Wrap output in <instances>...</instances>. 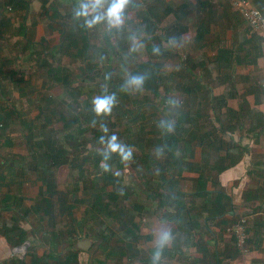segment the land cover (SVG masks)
Wrapping results in <instances>:
<instances>
[{
    "label": "rangeland",
    "instance_id": "374dc122",
    "mask_svg": "<svg viewBox=\"0 0 264 264\" xmlns=\"http://www.w3.org/2000/svg\"><path fill=\"white\" fill-rule=\"evenodd\" d=\"M8 1L0 0V109L3 114H10L5 122L0 121V199L4 192L17 189L25 208L35 204L42 210L40 208V213L31 212L26 215L15 209L16 205L7 211L5 203L2 204L4 210L0 211V223L10 222L14 216L19 221V226L27 232L29 246L21 250L19 246L9 245L1 236L0 264H31L34 257H42L50 249L66 252L70 245L77 246L82 239H89L92 245L87 251L79 249L80 264H116L117 258L108 257V252L115 251L118 254L124 247L118 220L104 215L95 217L97 215L90 213L88 222L82 224L86 209L90 206L88 202H80L81 199L88 200L92 194L101 191L99 188L104 189L103 192L107 194L113 190L111 186H104L102 171L95 167V154L108 150L107 140L105 143L99 142L95 134L104 127L107 128V132L103 131L104 134H114L117 142L126 151H130L133 158L123 163L122 168L112 169V175L119 178L122 190L132 188L127 190L131 191L130 194H121L117 202H111V208H125L134 212L133 221L139 225L137 232L140 237V258L130 261L128 257H124V264H143L140 260L152 256V250L174 247L175 239L180 240L179 251L183 255L193 254L195 248L192 243L195 239L192 233L185 236L180 234V229L173 233L178 225L173 220V208H162L159 197H152L146 183L152 176L158 181L160 169L144 168L137 159L141 154L140 148L127 147L126 143L139 133L146 145L150 139L159 138L167 128L172 129L180 110H184L188 104L184 86L206 85L209 92L220 93L224 88L220 85L221 78L216 71L211 70L217 49L233 44L231 33L229 35L222 27L237 26L238 30L246 33L250 31L246 23L231 9L230 13L225 14V22L212 24V35L214 38L219 36V42L214 39L212 46V39L209 37L204 48L199 49L194 36L202 23L198 20L204 19L203 14L192 16V20L182 21V25H186L188 30L182 39L177 35L180 24L177 26L173 16L166 18L156 34L162 38L172 34L177 42H161L163 53L158 61L161 77L157 94L146 88L128 85L131 94L128 103L122 104L123 100L119 96H123L125 91H120L110 113L102 114L101 119L96 122L86 123L82 127L84 132L80 139L68 140L67 133L77 134L81 127L76 125L74 131H67L63 122L58 120V114L66 115L68 119L73 118L82 112L79 101L90 99L93 104L97 97L113 95L106 87L109 84L106 81L112 79L113 72L119 75H116L117 81L125 84L137 68L136 65L147 61V44L143 39L150 36L142 32L139 35L141 38L136 36V28L150 5L146 0H129L122 13V22L113 26L106 16L112 0H102L95 9L93 0H48L45 6L42 5V0H17L14 7ZM175 2L180 4V0ZM82 5H88L86 20L79 18L82 15H77L81 12ZM70 15L78 19L77 22L84 21L87 26L91 46L86 59L83 53L78 54L79 45L73 47L70 45L71 39L67 37L68 28L74 26V21L69 22ZM95 17H99V20L93 23ZM62 23H66L63 27L64 35L60 32ZM173 26L177 27L172 28ZM22 28H25V36L19 34ZM114 29L120 31L111 35L110 32ZM74 35L80 36L79 31L74 32ZM76 37L72 38L78 40ZM253 41V44L259 45L255 38ZM122 46L126 47V51ZM164 54L169 56L163 58ZM188 57L194 61L187 62L189 67L186 69L183 61ZM254 65L238 64L235 68L234 83L242 96L250 83L255 84L257 79L264 81L260 69ZM53 76L65 77L67 83L56 82ZM77 93L81 97L75 102ZM49 109L57 114H51ZM42 110L45 117L41 116ZM209 110L205 109L204 112L208 113ZM214 123L215 120L207 114L201 120V127L213 132L216 127ZM49 138L61 142L68 152L69 163L57 166L45 153L43 146H35ZM236 138H239L238 134ZM30 145H33L36 154L32 153ZM148 152L158 157L160 163L166 158L171 162L169 157L155 147ZM177 155L180 158V150ZM42 164L46 165L45 169H41ZM104 165L101 162L100 167ZM42 172L45 176H51L54 189L51 190L41 176L37 177ZM177 188L180 190V178ZM44 198H48L51 203L48 210H45ZM106 202L110 201L106 199ZM133 205L143 209L132 211ZM92 216L95 220L90 219ZM59 230L64 231L67 236L71 231L75 234L70 235L71 240L61 239L58 243L53 234ZM165 233L167 238L161 243V237ZM177 260L178 258H165L162 264H180Z\"/></svg>",
    "mask_w": 264,
    "mask_h": 264
},
{
    "label": "trees",
    "instance_id": "16d2710c",
    "mask_svg": "<svg viewBox=\"0 0 264 264\" xmlns=\"http://www.w3.org/2000/svg\"><path fill=\"white\" fill-rule=\"evenodd\" d=\"M154 4L148 7V11L146 12L145 16L139 21L137 24L136 30L138 32L136 33V36H139L140 33L147 34L148 38H144L143 42L147 44L146 46V54H147V61L142 62L141 64H137V68L133 70V72L130 74L131 77H143V84L140 86L141 88H146L151 90L154 94H157V90H159V81L161 74L160 72V66L158 65V61H160L163 53V46L161 45L162 41L169 42V44H173L177 42V39L172 34H169V36L161 37L156 34V30L159 29L161 23L168 17L173 16L178 23L177 26L180 24V20L188 18V15L185 13V7H180V4H176L175 0H153ZM8 3L12 5L13 7L17 5V0H9ZM148 3V2H147ZM48 0H42V5H47ZM55 6V5H54ZM26 8H28L27 5H25ZM258 8V7H257ZM56 9V6H55ZM259 9V8H258ZM260 10V9H259ZM82 11V10H80ZM261 11V10H260ZM181 13V17H180ZM237 14L236 12H234ZM263 14V13H262ZM86 15L79 16V18L83 17L84 20ZM237 16H239L237 14ZM235 18H237L235 16ZM241 19V17H240ZM66 21V19L64 18ZM78 19L73 18V15H70V21H74L72 25L70 26V29L68 28L67 37L71 39L70 45H73V47H76L79 45V52L78 54H82L88 57L89 49L91 46L89 34L86 29V24L84 21L82 23L77 22ZM242 22H244L241 19ZM66 25V23H62L61 28V34L64 35V29L63 27ZM177 26H173L172 28H176ZM68 27V26H67ZM22 31L19 32V34L26 35L25 28L21 29ZM186 30L185 27L180 28L178 36H180V32L183 33ZM250 30V29H249ZM79 31L80 36L76 37L74 35V32L76 33ZM120 30L114 29L110 34L117 33ZM82 32V33H81ZM251 31H247L244 34H250ZM208 29L205 26L204 23H201L197 27V34L195 38V44H197L199 49L204 48L205 43L207 42V36H208ZM252 33V32H251ZM252 37L256 36L255 34H251ZM76 37L78 40L73 39L72 37ZM140 38L142 36H139ZM234 40L235 45L230 47H224L221 46L217 49L216 54V60L213 64V68L211 72L214 70L219 74V78H221L220 85L226 86L224 92L218 96L214 95L212 91H208L207 86H203L200 84H197L195 86L186 85L183 87V90L186 92L188 96V104L185 106L186 110H180L179 114L177 115L176 122L174 124V127L169 131V128H167L159 138H156L155 140L150 139L146 145L143 144L142 139L138 134L133 135L131 138V141H128L126 143L127 147H133V148H140L141 154L140 157L137 156L138 161L146 168L147 170H150V168H159L161 174H158V181L154 180V177H150L147 180L148 188L152 192V197L157 198L159 197V205H162L163 207L167 208H173L174 210V219L177 222V229L174 230V234L177 233V230L180 229V234L183 233L185 236L190 235L191 231L190 228H187L183 224L182 218L184 217L183 211L188 208L187 203L184 201V194L180 192V190L177 188L179 178H180V169L183 167L185 169L186 165H192V163H188V161L185 160V158H188V154L190 155L192 153V150L189 151L188 147H191V141L196 138L197 133L200 131L201 135L197 136L196 139H199V142L201 145L207 144V146H211L213 144V140L220 142L221 140L218 139V134L221 132V134L226 133L228 130H232L235 125L233 123H236L237 125H244L246 119H244V112L246 111V102L241 101L239 105V110L241 114L234 110H230L227 107V101L228 99H245V96H242L239 94L237 87L235 86L234 80V72L236 66L242 65V64H252L255 62V56L249 52L246 56H242L240 54V51L245 49V46L250 44L253 41V38H251L250 41H247L245 38L241 40L240 37H238L237 33L234 32ZM257 37V36H256ZM179 38V37H177ZM31 42H28L30 44ZM246 44V45H245ZM213 46V44H211ZM124 50L126 49L125 46H122ZM126 51V50H125ZM118 54V53H117ZM167 54H164L163 58H166ZM247 56H253V58L249 59ZM105 57V56H104ZM103 57V58H104ZM255 57V58H254ZM156 59V60H155ZM155 60L154 62H152ZM194 60L191 57L186 58L183 62L184 67L187 69L189 66L188 63H192ZM205 63V62H204ZM182 65V66H183ZM201 65V64H200ZM203 65V63H202ZM116 72V71H115ZM210 72V74H211ZM48 74L52 76L51 72ZM58 75V74H56ZM119 76L118 73L116 74L113 72L112 79L106 82H109V84H106L107 89L110 93H113L115 96V100L118 99V96L120 94V91H125L123 96H119L121 100H123L122 104H126L129 102L131 94L128 89V83L126 81L125 84L123 82L117 81ZM55 78L56 82L61 83H67V78H60L59 76H53ZM130 77V78H131ZM210 77V76H209ZM129 78V79H130ZM193 80V79H192ZM250 93V92H249ZM210 94V95H209ZM81 96L78 95V93L75 96V102L79 101V98ZM51 102V101H49ZM126 102V103H125ZM53 102H51L52 104ZM79 104H82V112L75 115L73 118L66 117L63 114H58L59 118L58 120H61L64 124V128L67 131H74L73 128L77 125L81 127L79 129L80 132L77 134L69 132L67 133L68 140H78L82 137V132H84V129L82 127L86 123H92L96 122L99 119H101V115H97L94 111V105L90 102V99H84L83 102L79 101ZM50 105V104H49ZM226 108L228 111V118L230 120L225 123V121L221 120L218 116L219 111L222 110V108ZM205 109H211L214 110V113L216 111L217 115L215 117V122L219 124V126L214 127L215 129L213 132H208L206 129L202 128L203 126L201 124V120H203L204 116H207L208 113H205ZM48 111L51 112V114L56 115L57 113L53 109H49ZM210 111V110H209ZM3 110L0 109V121H4L9 119L10 114L8 113H2ZM41 116L45 117L44 111H40ZM142 118V115H139ZM247 117L249 118H256V115L248 114ZM254 119V121H255ZM228 123V125H226ZM169 125V122L167 121V126ZM226 125V126H225ZM255 126H258V124H255ZM141 127V126H140ZM105 128V127H104ZM256 128V127H255ZM253 128L252 130H254ZM96 139L101 142V137H104V141L108 140L111 134V132L106 135L104 134L103 130L100 132H96ZM131 137V136H130ZM129 137V138H130ZM33 135L31 139L33 140ZM189 139V140H188ZM195 139V140H196ZM31 140V143H32ZM103 142V143H105ZM180 144H183L184 147L183 150H181L182 146ZM190 145V146H189ZM32 147V153L36 154L37 152L34 149L33 145H30ZM35 146H38V148H41L43 146L44 149H46V154L50 159H53L55 161V164L57 166L61 164H67L69 163V156L68 152L66 151L65 147L62 146L61 142L54 140V138H49L47 140H42V142L38 145L35 144ZM215 146V145H214ZM212 146V147H214ZM155 147L156 150H161L162 154H164L166 157V160L164 162H161L158 160V157L152 156L148 151L150 148ZM180 150L181 157L177 155V152ZM241 155V154H240ZM233 156V155H231ZM240 156L236 158L233 156L234 159L232 165L237 163L239 161ZM190 158V157H189ZM236 158V159H235ZM133 159L131 156L129 159ZM127 160L123 159L121 154L118 152H110L108 150L98 154H95V167L102 171V181L104 183V186L108 187L111 186L113 190H111L108 194L106 192H103L104 189L99 188L101 191H97L94 194L90 196L88 200H80L81 203H89L90 208L87 210L84 214L83 223L88 222V214L93 213L95 217H98L99 215H104L111 218H116L119 222V230L122 232V240H123V249L116 254L115 251L108 252V257H114L117 258L116 264H122L120 260H122L124 257H128L130 261H134L136 259L140 258V250L138 248V243L140 242L139 233L137 232L139 225L136 224L134 219V212H131L130 210H126L125 208L115 209L113 210L111 208V202H117V200L120 198L121 194L123 196H127L130 194L131 191L122 190L121 183L119 181L118 177H115L112 175V169L115 167L122 168L123 163H125ZM101 162H103L105 165L101 166ZM39 164V162H37ZM46 165L42 164L41 169H45ZM181 167V168H180ZM39 168V166H38ZM176 171V173H175ZM174 172V173H173ZM150 174V173H148ZM46 174L44 172L39 173V176H41V179L44 183L48 184L50 189H54L55 185L53 184V180L50 175L45 176ZM203 178V174H201ZM96 180V179H95ZM93 180V181H95ZM197 195H204V192H195L192 193L190 197H194ZM106 199L110 202H106ZM19 201V200H17ZM45 203V210H48L51 207V203L48 198L43 199ZM19 201L17 204L16 202V196L13 194H5L3 198L0 199V209H10L13 208L14 205H20ZM189 202H191L189 200ZM5 203L4 208H2V204ZM193 203V202H192ZM221 205V204H220ZM41 208V207H40ZM40 208H37L35 211L37 213L40 212ZM132 211H140L143 208L137 205L132 206ZM42 210V208H41ZM190 211V210H189ZM26 215H30V211H26ZM139 214V213H138ZM95 217H91L90 219H94ZM130 217V218H129ZM182 222V223H181ZM181 223V224H180ZM75 234L73 231H71L69 234L71 235ZM200 233V232H199ZM198 232H194L193 238L196 240V247H198L199 252L203 253L204 255H208V250L205 247L203 235L200 233V237L197 236L199 234ZM66 235V233L62 230H59L53 234V238L56 242H61L63 239H66L67 241L72 236ZM0 236H3L7 243L13 247H18L23 245L28 240V234L27 232L19 226V221L12 216L10 222L0 223ZM69 237V238H68ZM62 239V240H61ZM174 247L171 249H168L167 247H163V250H152V256L147 258L146 260L141 259L140 261L143 264H162L161 259H156L157 253H160L159 255L164 258H178L180 260V256L183 255L182 252H180V246H179V239L174 240ZM79 252L80 250L77 248L76 244L70 245V248L64 252L63 250H57V249H50L49 251L45 252V254L42 257H34L31 264H80L79 262ZM116 254V255H115ZM101 264V262H99Z\"/></svg>",
    "mask_w": 264,
    "mask_h": 264
},
{
    "label": "crops",
    "instance_id": "0c3cea01",
    "mask_svg": "<svg viewBox=\"0 0 264 264\" xmlns=\"http://www.w3.org/2000/svg\"><path fill=\"white\" fill-rule=\"evenodd\" d=\"M249 1L258 7L264 15V0ZM146 2L150 6L154 4L153 0H146ZM231 3L232 0H180V7L186 6L185 13L188 18L184 19L181 13L180 17L182 16L183 20L187 21L192 20V16L203 14L204 19L198 21L205 24L209 31L207 38L211 37L212 42L210 44L214 45V39L219 42V36L214 38L212 35V24L217 25L225 22V14L226 12L230 13L231 9L236 12ZM183 20H180V28L185 27L186 30L183 33L180 32L181 39L188 32L186 25H182ZM222 28H225L229 35L231 33V40L233 39L232 46L224 47L232 48L236 44L233 37L234 32L241 40L245 38L250 41L251 38H255L258 41V46L253 44L254 41L248 45L245 44V49L240 51V54L246 56L251 52L256 57H254L255 62L252 64L258 66L264 77V45L261 38L257 35V37H252L250 34H244L238 30L237 26L226 25ZM196 34L197 30L194 42ZM222 86L224 87L223 90L214 95L218 96L224 92L226 86ZM244 92L245 99L239 100L237 98L227 101V107L239 114H241L240 102H246L244 125L233 123L235 127L224 134L219 132L217 140L221 141L218 142L214 139L211 146L198 143L199 139L196 138L201 135L199 131L196 138L190 142L191 147H188L192 153L188 154V158H185L192 165H186L185 169L180 167V192L185 195L184 201L188 206L183 211V224L190 228L191 233L200 232L203 235L205 247L208 250V255L199 252L195 244L196 240H194L192 245L195 251L190 255H181L180 260L178 259L180 264H264V81L257 79V82L255 84L250 83ZM209 114L215 120L216 111L214 113V110L210 109ZM248 114L256 115L258 120L247 117ZM218 116L225 123L230 120L225 107L219 111ZM214 125L219 126L217 122ZM253 128L255 129L252 130ZM237 134L238 139L236 138ZM180 146H182L181 150L187 147L183 144ZM231 155L236 158L240 156L239 161L234 165L231 163L234 160ZM201 174H203V178L200 176ZM37 177L40 178V176ZM198 191L204 192V195L190 197L192 193ZM5 194L16 196L17 204L21 201L20 205H16L15 208L18 211L37 213L35 210L38 207L35 204L25 208L22 200L19 199L20 195L17 189L16 191L4 192L1 198ZM242 217L248 218L246 254H242L236 249L234 238L226 233V229ZM200 233L197 234L198 237L201 236ZM156 259L162 261L165 258L162 259L159 255L158 258L156 256ZM120 261L124 264L123 260Z\"/></svg>",
    "mask_w": 264,
    "mask_h": 264
},
{
    "label": "clouds",
    "instance_id": "9594fccd",
    "mask_svg": "<svg viewBox=\"0 0 264 264\" xmlns=\"http://www.w3.org/2000/svg\"><path fill=\"white\" fill-rule=\"evenodd\" d=\"M102 0H93V9H95L96 6L101 4ZM129 0H112L111 5L107 9V19L109 23L113 26H118L122 22V13L125 8V6L128 4ZM88 14V5H82V11L78 12L77 15H87ZM99 17H95L93 20V23L98 21ZM91 26V25H89ZM128 85L140 87L143 84V77H131L128 80ZM115 103V96H103V97H97L93 100L94 104V110L97 115L100 114H108L111 112V109ZM104 132H107V128H103ZM169 131H171V128H169ZM101 142H104V137H101ZM107 149L110 152H118L121 154L122 158L127 160L131 156L130 151H126L125 148L117 142V137L113 134L111 137L107 140ZM167 238V233H165L161 237V243ZM159 256V253H157V258Z\"/></svg>",
    "mask_w": 264,
    "mask_h": 264
},
{
    "label": "built area",
    "instance_id": "2783aa9c",
    "mask_svg": "<svg viewBox=\"0 0 264 264\" xmlns=\"http://www.w3.org/2000/svg\"><path fill=\"white\" fill-rule=\"evenodd\" d=\"M231 5L246 23L252 34L259 36L264 45V15L262 12L249 0H232ZM226 233L234 238L236 249L240 253L246 254L248 218H240L237 222L226 229ZM18 248L24 249L20 246Z\"/></svg>",
    "mask_w": 264,
    "mask_h": 264
},
{
    "label": "water",
    "instance_id": "95a60500",
    "mask_svg": "<svg viewBox=\"0 0 264 264\" xmlns=\"http://www.w3.org/2000/svg\"><path fill=\"white\" fill-rule=\"evenodd\" d=\"M91 245H92V242H91L89 239H82V240H80V241L78 242V244H77V248H78V249H82V250H84V251H87V250L90 249ZM28 246H29V243L26 242V243H25L23 246H21V247L24 248V249H27Z\"/></svg>",
    "mask_w": 264,
    "mask_h": 264
},
{
    "label": "bare ground",
    "instance_id": "6f19581e",
    "mask_svg": "<svg viewBox=\"0 0 264 264\" xmlns=\"http://www.w3.org/2000/svg\"><path fill=\"white\" fill-rule=\"evenodd\" d=\"M21 250H23V249H21Z\"/></svg>",
    "mask_w": 264,
    "mask_h": 264
}]
</instances>
